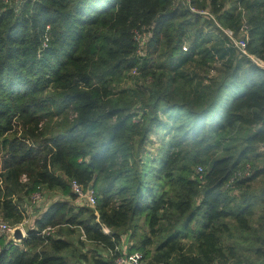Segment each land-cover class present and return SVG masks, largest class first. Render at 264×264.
Returning a JSON list of instances; mask_svg holds the SVG:
<instances>
[{"label": "trees", "instance_id": "16d2710c", "mask_svg": "<svg viewBox=\"0 0 264 264\" xmlns=\"http://www.w3.org/2000/svg\"><path fill=\"white\" fill-rule=\"evenodd\" d=\"M12 1L0 0V210L4 218L21 221L16 193L30 195L43 186L75 198L69 185L74 177L84 188L92 186L98 218L93 209L80 218L83 207L73 211L68 199L54 200L22 240L0 235V264H70L61 237L51 240L50 250L36 249L51 238L43 229L62 223L78 224L86 239L122 254L115 249L120 230L137 216L154 234L166 230L148 264H215L236 257L235 247L222 241L229 221L253 239V254L263 259L255 263L264 264V208L256 229L250 221L259 198L264 203V187L259 194L249 188L264 176V164L254 165L264 156V67L227 46L214 18L180 0ZM234 1L227 8L218 0H192L211 6L216 20L236 30L238 6L249 9L247 49L264 60V0ZM133 28L147 32L140 53ZM213 62L220 73L206 82V74L185 68ZM133 67L152 76L156 86L149 96L140 86L133 99L125 88L116 89ZM159 111L168 112L166 134L173 132L157 156L143 160L139 154L147 131L161 123ZM58 115L63 128L51 134L46 127L37 144L17 136L21 124L27 132L25 123L37 129L39 121ZM245 163L251 173L227 185ZM197 164L201 175L194 172ZM163 179L168 190L160 189ZM183 238L193 240V252L183 249ZM149 243L140 234L127 252L139 250L146 258ZM91 263L114 261L93 255Z\"/></svg>", "mask_w": 264, "mask_h": 264}, {"label": "rangeland", "instance_id": "374dc122", "mask_svg": "<svg viewBox=\"0 0 264 264\" xmlns=\"http://www.w3.org/2000/svg\"><path fill=\"white\" fill-rule=\"evenodd\" d=\"M218 1L222 2V4H223V2H227V0H218ZM11 2H13V1L9 0V1L3 2V3L10 4ZM200 2H201V0H200ZM231 4L236 5L234 0H232ZM219 6H221V5H219ZM235 9L236 8H234L233 10H235ZM245 10H246V17H247L250 14V10L246 9V8H245ZM209 11L211 13H213V11L211 10V6H210ZM234 12L237 13L238 9L235 10ZM137 29L138 28H133L132 30L134 31ZM219 67H220V65L218 62H213L209 66L204 67V68L194 66V64H188L185 66L186 69L197 70L201 75L206 74L204 76L205 82L208 80V75L212 76V75H218L220 73ZM138 72L139 71H136L134 73V72H131V70H130L129 75L126 77H123L121 79V81H119V83L117 84V87H116V89L125 88L126 94H130L131 99H133L134 97L137 96V92H136L137 90H135V89L138 88L139 86H140V88L145 89L146 93L144 94V96H149L150 90L154 89V86H156L152 80L151 75L142 76ZM157 72H159V71L157 70ZM140 96H143V95H140ZM149 101H150V98H149ZM162 105H165V103L161 102L160 106H162ZM132 106L133 107L135 106L134 102H133ZM145 108L151 114L150 106H145ZM138 110H139V108H138ZM68 112H69L68 114L70 115V118L74 117V115H75L74 111L69 110ZM158 114H159V117L161 119L160 120L161 123L154 124L152 126V128L149 131H147L146 136H145L146 141L144 142V144L142 146L143 151H141L139 154L143 160L146 158H149V157L151 158L152 156H157L158 153H160V151H161L160 147L163 146L162 143L164 141H166L171 136V134L173 132L171 129V134L170 133L166 134V131H168L169 122L171 121L168 119V112L164 113L162 111H159ZM62 120H63L62 115L54 116L53 118H51V120H47L44 118L43 120L39 121V123L37 124V126H38L37 129H34L33 124H31L30 122L28 124L25 123L24 126L28 128V129L26 128L27 132L23 128L22 124L19 122V124H21V125L19 126V131L17 132V136H19L20 139L24 140L28 144L30 143V144L35 145L45 137L44 133H42L41 131L43 129H46V127L48 128V130H51L48 132V133L51 132V134L56 133L57 130H59L60 128H63V124H61ZM133 120L137 123L142 121L139 118V115H135L133 117ZM164 120L167 122L162 123V121H164ZM145 121H142V123H140V125H146ZM165 126L167 127V130L165 129ZM7 135H9L11 137L12 134L7 133ZM139 138H140V136H137V135L134 136V139H135L134 145L135 146H137ZM260 149L264 153V147L260 148ZM261 164H264V156H262L258 160H256L254 165L258 166ZM200 165H202V164H200ZM56 171L58 172V170H56ZM194 172H195V170H194ZM162 183H163V185L161 186V188L160 187L159 188L168 190L169 189L168 188L169 187L168 180L163 179ZM263 187H264V176H262L261 178H257L255 180H253L252 184H250V186H249L251 191L253 190L257 194H259L260 189H262ZM41 191H42L41 198L36 200L35 202H32L31 196L23 193V190L16 193V196H18V198H19V205H20V209H22L23 218L21 219V221L15 223L11 219L4 218L2 211L0 210V221H7L12 228L15 226H20L22 228V230L24 231V234H26L27 228L33 226V219L37 215H39L45 208H47L48 205L52 201L57 200V199H59V200L60 199H68L69 205L71 207H73V209H74L73 211H77L78 209L83 207V209H85V210L80 214V216H79L80 218H84V217L89 216L91 213V211H90L91 209H93V213L96 214L97 218H98V211L95 208V205L88 204L82 198H78L76 196H75V198L69 197L68 195H65L64 193H62V191L58 188H47V187L43 186ZM239 194H240V192L239 193L235 192L234 196L236 197ZM262 196L264 197V194ZM263 208H264V203L261 202V198H259V202L257 204H255L254 213L250 217L251 225L255 229L258 227L259 220L261 219L259 216L261 215ZM132 223H137V224H136V226H133ZM179 224H180V222H179ZM229 224H230V230H229V232H224L222 234V241H223L224 245H233L236 249L237 256L233 257V258H228L227 260H225L223 262L218 260L219 262L217 261L214 263L237 264L238 262H240V261H236L237 259H239V257L241 259H243V261H246L248 263H250L251 260L254 262L252 264H257L255 262L260 263V261H262L263 259H261L259 257H255V255L253 254V245H256V244L255 243H253L252 245L250 244V241H253V239H250V238L244 236V235H246V233L244 231H241L237 227L236 223L229 221ZM102 227H108V226H106L103 223ZM263 229H264V224H263ZM120 231H121V234H120L121 240H120V243L118 246H119V249H121V251L123 253H126L128 251L129 245L131 243H133V242L137 243L138 242L140 234L148 236V238L150 239V243L146 249H149L150 253L146 258H143L144 264H148L149 262H154L156 255H158V251L156 250V247L163 240V238L166 235L165 229L158 232V233H155V234L152 233L148 229L146 224L143 222V218L140 216L134 217V219L129 221L127 223V225L123 229H121ZM11 233H12L11 230H8V231H5L1 235H3L6 240H9V239H11ZM43 233H50L51 238L46 239L44 241V243L40 246H37L36 249H42L43 248V249L50 250L51 249V246H50L51 240L56 238V237H61L68 242L67 246H65L61 249V252L66 256V258L70 264H77V263H79V264H92L91 258L93 255H101L105 258H113V259L115 257L113 252L109 251L108 248L101 245L100 243H97L90 238L82 239L80 237V227L78 224L72 225V224H68V223H62L60 225L53 226L50 229H46L45 231H43ZM251 235L252 234H249L250 237H252ZM14 241H19V240H14ZM181 241L183 243V249H185L187 251H192V252L194 251V248H193L194 242L191 238H183ZM173 254L175 255L176 252ZM84 256L87 258H85Z\"/></svg>", "mask_w": 264, "mask_h": 264}, {"label": "built area", "instance_id": "2783aa9c", "mask_svg": "<svg viewBox=\"0 0 264 264\" xmlns=\"http://www.w3.org/2000/svg\"><path fill=\"white\" fill-rule=\"evenodd\" d=\"M4 2H7L9 0H2ZM183 1L187 6L195 12L198 13H204L208 16L214 18L218 28L223 32V34L226 37L225 44L227 46L234 47L240 54L246 55L249 57L255 64L264 67V60L261 59L256 54L250 52L247 49V43L249 39V27L250 24L248 22V18L246 17V10L242 6H238V9L240 10V22L239 27L236 30L235 27L229 26V25H223L221 24L216 18L214 17V14L209 11L208 8L197 6L192 2V0H180ZM134 39L137 42V53L142 52L143 46L145 45V40L147 37V32H141L139 29L134 30ZM46 40L43 41V45H46ZM186 43H183L182 48H186ZM136 67H133L131 69V72H136ZM204 168L202 165L198 164L195 166V172L199 173L200 175L203 173ZM251 173V165L249 163H245L243 167L236 169L228 178L226 184L231 185L237 178L245 175H249ZM22 181L27 180V176L25 173H23L20 177ZM69 185L72 189V191L77 195L78 198L84 199L88 204L94 205L96 198L95 193L91 185L84 188L82 184L74 177L69 179ZM31 201L35 202L36 200L40 199L42 196L41 190H35L31 194ZM50 226H47L46 229H50ZM12 227L7 221H0V235L3 234L5 231L11 230ZM46 229H43L45 231ZM103 231L106 233L110 232V229L108 227H102ZM80 237L83 239H86L85 233L83 230H81ZM115 249H119V246L116 245ZM109 251L113 252L115 254V251L112 249H109ZM113 264H144L142 253L139 250H134L132 252H126L122 254L115 255L113 259ZM37 264V263H34ZM215 264H221V263H215ZM237 264H250L246 261H240Z\"/></svg>", "mask_w": 264, "mask_h": 264}, {"label": "water", "instance_id": "95a60500", "mask_svg": "<svg viewBox=\"0 0 264 264\" xmlns=\"http://www.w3.org/2000/svg\"><path fill=\"white\" fill-rule=\"evenodd\" d=\"M11 239L12 240H22L26 234H24V231L20 226H15L11 229Z\"/></svg>", "mask_w": 264, "mask_h": 264}, {"label": "crops", "instance_id": "0c3cea01", "mask_svg": "<svg viewBox=\"0 0 264 264\" xmlns=\"http://www.w3.org/2000/svg\"><path fill=\"white\" fill-rule=\"evenodd\" d=\"M232 3V0H227V2H224V7H227V8H230L232 7L234 4H231ZM237 10V9H235ZM264 145H260V148H263ZM259 178V177H258ZM257 179V178H256ZM119 245V244H118Z\"/></svg>", "mask_w": 264, "mask_h": 264}]
</instances>
